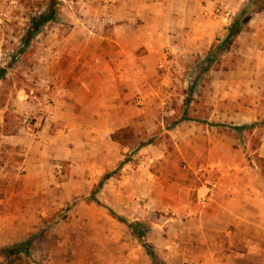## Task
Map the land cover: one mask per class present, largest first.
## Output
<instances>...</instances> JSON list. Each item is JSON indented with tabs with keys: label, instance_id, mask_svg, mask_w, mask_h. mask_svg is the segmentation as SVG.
I'll use <instances>...</instances> for the list:
<instances>
[{
	"label": "rangeland",
	"instance_id": "rangeland-1",
	"mask_svg": "<svg viewBox=\"0 0 264 264\" xmlns=\"http://www.w3.org/2000/svg\"><path fill=\"white\" fill-rule=\"evenodd\" d=\"M56 1V19L41 29L50 34L49 45L71 14L93 18L100 11L98 0L87 7ZM48 2L0 0V67L7 69L0 80V198L13 197L0 206V248L24 244L30 264H264V175L257 160L264 155V92L223 82L245 78L237 70L257 61L256 75L264 76V7L222 48L216 45L225 26L247 0H214L201 15L184 1L176 5L178 15L158 11L156 19L147 8L144 16L153 20L131 26V40L137 47L146 36L153 49H133L129 82L119 89L135 139L122 161L102 170L80 132L68 139V124H92L94 116L78 104L68 108L64 62L55 69L56 81L27 79L44 54L36 35L12 61L30 14ZM116 67L100 68V79L108 82L112 72L124 70ZM92 79L96 94L103 84ZM20 88L32 89L31 97L21 96ZM103 90L101 105L109 108L114 88ZM76 94L89 97L92 107L90 92ZM185 140L193 144L177 148ZM254 177L257 188L249 191ZM117 217L144 223L141 234L154 257Z\"/></svg>",
	"mask_w": 264,
	"mask_h": 264
},
{
	"label": "crops",
	"instance_id": "crops-1",
	"mask_svg": "<svg viewBox=\"0 0 264 264\" xmlns=\"http://www.w3.org/2000/svg\"><path fill=\"white\" fill-rule=\"evenodd\" d=\"M184 1L190 2L191 5H195L194 9L196 13L202 14V8H210L214 0H98V5L100 7L99 13L95 17H88L86 14L80 12L75 15L71 14L72 20H69L66 30L58 35V40H55L51 45L48 44L46 38L50 35L48 33H42L41 31L36 34V43L42 49L40 52L44 53L42 59L37 60L39 62H34L32 68H35V73H31L27 79H40L47 81H56L59 74L56 72L59 63L64 62V69L61 70L60 74H63L66 79V84L62 90L64 91V96L67 98L68 108L70 106L77 105L83 111L82 113H87L94 116L92 124H83L80 121L78 122V127L73 129L72 124H68V135L71 140V136L74 133V130L80 132V141L88 143L91 151L92 161L99 165L100 169L104 170L105 168H114V166L122 161L126 156V151L129 149L127 145H121L117 142H114L110 138L112 131L123 127L131 126L134 127L131 115L127 113V105L124 100H126V94L123 93V89L127 86L129 80L127 69L133 67V61L131 57V52L133 49H141L143 51H150L153 49L152 41L148 40L146 36L141 42L138 43L137 47H134L131 38L135 35V32L131 29V26L140 23L139 26L148 25L153 19L145 18V12L148 8L149 12H152V18L157 16L155 13L158 11L164 12H177L178 3H186ZM82 7H87L89 4H93V1L89 0H80L79 1ZM130 5L133 6L131 10ZM172 8L174 10H172ZM211 9V8H210ZM210 10L203 11V14L211 13ZM140 16V17H137ZM142 16V17H141ZM141 18V21L139 19ZM93 20H97L96 25ZM150 29V28H149ZM172 29L177 30L178 28L175 25L172 26ZM152 31L149 30L152 36ZM37 38H39L37 40ZM143 44V45H142ZM142 47L140 48V46ZM139 46V47H138ZM52 47V55L49 58V48ZM264 50V49H261ZM262 52V51H261ZM264 52V51H263ZM41 55V54H40ZM260 58L259 56H257ZM117 66L120 69L119 75L115 72H112L111 77L106 82L105 80L100 79V68L107 67L113 70V67ZM117 68V67H116ZM46 69L49 74L47 77L42 76V70ZM246 69V70H245ZM260 70V64L257 61L254 65L242 66L237 72L241 75L244 74L245 78L238 76L233 81L223 80L224 83H227L226 87H229L232 84L233 87L241 88V84L244 83L247 86V90L250 92H257L262 94L264 92V76L256 75V70ZM55 71V73H54ZM246 72V73H245ZM41 73V74H40ZM54 73V76H53ZM245 76V74H247ZM77 75V76H76ZM239 75V74H238ZM256 75V76H255ZM73 78L72 84L68 85L67 81L69 78ZM93 77V82L98 85H102V89H99L95 94L94 90L90 88L91 81ZM75 78V79H74ZM96 80V81H95ZM37 81V80H36ZM42 85H45V83ZM106 85H110L114 88V91L110 94V101H113V106L107 108L103 107V104L107 97L106 92L103 90ZM83 91V93H89L93 97L94 104L92 107L88 106L89 97L86 98L80 97L76 94L77 91ZM32 92V89L27 92L25 88H20L19 93L21 96L27 98L31 97L29 93ZM227 94L229 91L227 90ZM125 108V113L122 112ZM49 110V109H48ZM49 112H51L49 110ZM63 113V112H61ZM55 116V115H53ZM106 116H110V122L106 121ZM184 123H180L182 125ZM185 144H193L191 141L181 142V145L177 148L185 146ZM209 145L208 150L211 152V148L215 146ZM223 145H221L222 147ZM147 146H140L139 150H145ZM223 148V147H222ZM87 154V153H86ZM261 156V154H260ZM264 157V155L262 156ZM257 178H260L259 176ZM249 183V191H254L257 188L258 179ZM202 189L201 187L199 190ZM10 196L7 198H0V206L3 204L11 203ZM244 218V217H241ZM246 218L247 215H246ZM246 218L244 220H246ZM245 224V223H244Z\"/></svg>",
	"mask_w": 264,
	"mask_h": 264
},
{
	"label": "trees",
	"instance_id": "trees-1",
	"mask_svg": "<svg viewBox=\"0 0 264 264\" xmlns=\"http://www.w3.org/2000/svg\"><path fill=\"white\" fill-rule=\"evenodd\" d=\"M56 0H49L45 9L41 12L30 14L28 23L25 28V33L21 38V45L12 57V61L16 59V55L21 53L30 43L31 39L38 34L43 26L56 19L57 9ZM260 7H264V0H247L242 10L232 20L231 23L225 26L226 34L221 40L220 45H216L218 48H222L225 43L230 42L243 28L244 24L250 19V14ZM7 69L0 67V80L6 75ZM4 116V121H5ZM250 125L244 124L243 127ZM4 132L7 131V126L4 124ZM110 138L112 141L121 145H127L135 139V133L131 126H123L111 132ZM258 164L260 166L261 173L264 175V157L257 156ZM113 211H111L112 213ZM116 214V213H112ZM117 216V215H115ZM119 220L125 222L139 238L143 246L147 249L151 257H154L153 250L148 246L141 232L145 229L144 223L140 221H127L122 217H117ZM0 264H30L29 251L22 243H14L0 248Z\"/></svg>",
	"mask_w": 264,
	"mask_h": 264
},
{
	"label": "built area",
	"instance_id": "built-area-1",
	"mask_svg": "<svg viewBox=\"0 0 264 264\" xmlns=\"http://www.w3.org/2000/svg\"><path fill=\"white\" fill-rule=\"evenodd\" d=\"M1 20V19H0Z\"/></svg>",
	"mask_w": 264,
	"mask_h": 264
}]
</instances>
